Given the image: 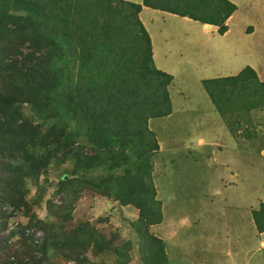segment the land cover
I'll return each instance as SVG.
<instances>
[{"label": "trees", "instance_id": "obj_1", "mask_svg": "<svg viewBox=\"0 0 264 264\" xmlns=\"http://www.w3.org/2000/svg\"><path fill=\"white\" fill-rule=\"evenodd\" d=\"M142 7L219 35L236 11L228 0H0V264H86L90 251L129 264L132 240L115 244L119 236L110 239L91 222L71 224L68 196L77 200L86 188L137 211L139 264H167L164 242L150 232L163 215L152 178L159 143L149 121L171 114L173 77L154 65ZM202 85L227 120L264 110V82L248 66ZM66 163L47 194L39 178ZM251 217L264 234V202ZM27 229L41 231L42 241Z\"/></svg>", "mask_w": 264, "mask_h": 264}, {"label": "rangeland", "instance_id": "obj_2", "mask_svg": "<svg viewBox=\"0 0 264 264\" xmlns=\"http://www.w3.org/2000/svg\"><path fill=\"white\" fill-rule=\"evenodd\" d=\"M228 1L238 4L239 15L230 23L232 33L226 38L204 31L202 24L190 19L143 14L156 54L154 65L173 77L168 87L171 114L149 121L160 147L153 159L152 178L163 215L161 224L150 232L164 242L167 264H264V234L255 231L251 217V210L264 202V111L227 120L202 85L203 80L237 75L249 58L264 61L257 48V55L238 51L240 44L247 51L255 40L243 41L238 32L264 23V0H255L254 9L247 7L248 0ZM259 72L264 81V65ZM70 166L46 169L39 184L47 194ZM30 189L29 199L35 197L36 188L30 185ZM68 197L73 202L72 225L91 222L106 237L119 236L115 244L132 240L129 264H139L131 227L137 218L135 209L121 207L87 188L77 200L72 194ZM53 201L60 203L57 198ZM21 213L27 221L24 210ZM46 213L44 208L37 210L40 218ZM8 233L9 227L3 234ZM86 257V264H114L115 258L91 251Z\"/></svg>", "mask_w": 264, "mask_h": 264}, {"label": "crops", "instance_id": "obj_3", "mask_svg": "<svg viewBox=\"0 0 264 264\" xmlns=\"http://www.w3.org/2000/svg\"><path fill=\"white\" fill-rule=\"evenodd\" d=\"M126 1H128V0H126ZM248 1H250V2H248ZM248 1L246 2L247 7L248 8L252 7L254 9V5H255V2L254 1L255 0H248ZM134 2L137 3V4H140L141 3V0H139V2L137 0H135L132 3H134ZM230 2L231 3H234V5L236 6V11L226 21L227 31L223 35H219L217 33V28L216 27L208 26V28H205V26L202 25V26H204V28H203L204 31H208L209 32V31L213 30L219 36L225 37V38H226V36L229 33H232V29L230 27V23L239 15V6H238L237 3L233 2V1H230ZM246 11L248 12V9H246ZM152 12H158V13H161V14H166L165 12H160V11H157V10H152L150 8H147V7H142L141 12L139 14V17H140V20H141L143 26L147 30V32H148V29L145 26V22H144V19H143V14H146L147 16H150V14H153ZM166 15H168L169 17L176 16V15H172V14H168V13ZM183 19L184 20H188L187 18H183ZM238 33H239L240 37L243 39V41H251L252 39H255V40L251 41L252 43L249 44L250 46L248 47V50L247 51L243 50L242 49V46L240 44V48H238V51H239L240 54H243V53H247L248 52V54H247L248 56L251 55V54H256L257 55V53L255 51V48H257L258 51L261 54H264V23L258 24L255 27H248L247 29L242 28ZM148 34L150 36V33L149 32H148ZM150 39H151V43H152V46H153V41H152L151 36H150ZM152 52H153V61H154L155 58H156V54H155V51H154V47H152ZM249 59H250V62H245L246 63L245 65L248 66V67H250L256 73V76H257V78H258V80L260 82H264V81H261L262 78H261V74L259 72V70H261V66L264 65V61H261L259 59H255V60H252L251 58H249ZM243 68H244V66L241 69H243ZM157 69H159V70H161L163 72H166V73L170 74L167 70H165L163 68H157ZM263 111L264 110H262L261 112H263ZM200 143H202V142H200ZM159 150H160V147H159Z\"/></svg>", "mask_w": 264, "mask_h": 264}, {"label": "built area", "instance_id": "obj_4", "mask_svg": "<svg viewBox=\"0 0 264 264\" xmlns=\"http://www.w3.org/2000/svg\"><path fill=\"white\" fill-rule=\"evenodd\" d=\"M15 226H16V224L11 225L9 227V231L13 230L15 228ZM25 235L26 236H32V238L34 239V242L37 243V244H39V242H41L42 239H43V234H42L41 231H34V230H28L27 229L25 231Z\"/></svg>", "mask_w": 264, "mask_h": 264}, {"label": "water", "instance_id": "obj_5", "mask_svg": "<svg viewBox=\"0 0 264 264\" xmlns=\"http://www.w3.org/2000/svg\"><path fill=\"white\" fill-rule=\"evenodd\" d=\"M204 26H205V28H208L209 25H204Z\"/></svg>", "mask_w": 264, "mask_h": 264}]
</instances>
